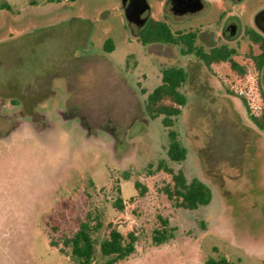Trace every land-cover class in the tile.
Here are the masks:
<instances>
[{"label":"rangeland","instance_id":"obj_1","mask_svg":"<svg viewBox=\"0 0 264 264\" xmlns=\"http://www.w3.org/2000/svg\"><path fill=\"white\" fill-rule=\"evenodd\" d=\"M55 1L19 0L17 11L0 0V264H81L64 238L88 219L98 227L91 264H108L100 245L111 228L138 236L136 250L113 264H207L221 256L264 264V129L251 118L264 107V67L255 66L260 48L244 32L264 0H204L191 17L173 13L167 0H147L150 16L174 30L197 29L206 50L236 49L244 74L229 61L208 66L180 44H143L123 0ZM227 10L242 19L230 40L216 33ZM168 66L188 72V103L171 127L188 149L182 162L167 155L163 115L146 109ZM161 159L209 185L210 203L187 209L170 199L172 174L157 170ZM119 196L124 209L115 205ZM161 218L176 230L157 245Z\"/></svg>","mask_w":264,"mask_h":264},{"label":"trees","instance_id":"obj_2","mask_svg":"<svg viewBox=\"0 0 264 264\" xmlns=\"http://www.w3.org/2000/svg\"><path fill=\"white\" fill-rule=\"evenodd\" d=\"M3 7L10 9L8 4ZM250 37L260 46V53L253 55V59L257 69L262 70L264 67V36L258 32H252ZM196 38V31L174 30L167 21L156 19L152 16H149L140 25L138 33V39L143 44H180L182 45L183 53L196 54L208 66L213 62L229 61L231 67L238 73L244 74L246 72V68L233 59L236 49L222 46L215 47L210 52H207L202 47L197 46ZM104 47L106 50H113L115 47L113 39L108 38L104 43ZM161 73V83L148 94L146 109L153 118L163 115L162 123L164 126L171 128L174 126L176 118L182 113V108L188 103V97L182 90L188 80V72L182 66H168L162 68ZM262 98L264 101V91L262 92ZM244 102L249 109L245 98ZM251 118L260 129H264V107L260 115L251 113ZM168 134L170 142L167 148V155L172 161L182 162L187 157L188 149L180 140L176 129L171 128ZM149 165L151 167L154 166L153 163ZM156 168L172 174L173 184L166 185L164 191L170 199H176L179 206L195 209L210 203L212 190L200 178L193 177L189 180L183 171L175 172L164 159L159 160ZM125 178H129L128 174L125 175ZM135 184L137 188L142 187L140 181H136ZM115 205L118 209H124L123 197H117ZM161 221L163 226L154 229L153 234V241L157 245L165 243L175 236L176 228L169 226V220L161 218ZM96 228H98L97 225H92L90 219H88L80 223L78 230L72 236L64 238V246L71 247V255L79 260L81 264H91L94 259L96 243L93 232ZM137 240L138 236L134 231H130L125 235L117 228H111L109 235L102 241L100 250L103 255L110 256L108 264H113L131 255L136 250ZM50 245L59 247V242L51 239ZM60 249L63 253L67 252L64 247H60ZM207 264H231V261L225 256L220 258L210 257L207 260Z\"/></svg>","mask_w":264,"mask_h":264},{"label":"flooded vegetation","instance_id":"obj_3","mask_svg":"<svg viewBox=\"0 0 264 264\" xmlns=\"http://www.w3.org/2000/svg\"><path fill=\"white\" fill-rule=\"evenodd\" d=\"M168 2H170V0H167ZM204 2V6L197 10V11H190V10H187L185 11L184 13L182 14H178L180 17H191L193 15H196L202 11L205 10V8L207 7L206 6V2L204 0H202ZM233 1H240V0H233ZM172 7V5H171ZM260 12H263L264 14V6H262V8L256 13L255 15V27H250V26H246L245 29H244V32L246 33V35L252 40V42L257 45L259 48V44L257 42H255L251 37H250V34L253 32H258L260 33L261 35L264 36V29L260 28V26L258 25L257 23V16ZM221 19V21H220ZM263 20H264V15H263ZM136 23L137 25H142L141 23L139 22H134ZM217 23L218 25H220V30L216 31V33L218 34L219 37H222L226 40H230L232 38H234L240 31V27H241V23H242V19L240 16L238 15H233L231 14V11L227 10L226 11H221L219 16H218V20H217ZM184 30V29H183ZM189 30H194L197 32V38H196V42H197V39L199 38V31L197 29H188V30H185V31H189ZM182 46V45H181ZM199 47H202L205 51L207 52H210L213 48L215 47H222V46H227L228 48L232 49L233 47H230L226 44H221V45H216V46H212L210 47L208 50H206L203 46L201 45H197ZM261 51V49H260ZM182 52H183V48H182ZM260 53V52H259ZM258 53V54H259ZM185 54V53H183ZM186 54H190V53H186ZM194 54V53H193ZM196 55V54H195ZM253 55H256V54H253ZM253 55H252V58H253ZM201 59V58H200ZM202 60V59H201ZM254 61V59H253ZM214 63V62H213ZM255 63V62H254ZM3 104H5V101H1ZM18 113V112H17ZM19 114V113H18Z\"/></svg>","mask_w":264,"mask_h":264},{"label":"water","instance_id":"obj_4","mask_svg":"<svg viewBox=\"0 0 264 264\" xmlns=\"http://www.w3.org/2000/svg\"><path fill=\"white\" fill-rule=\"evenodd\" d=\"M171 9L175 14H182L187 10L197 11L204 6L202 0H170ZM126 17L130 22L143 24L150 16L151 6L147 0H123ZM263 12L257 16V23L264 29Z\"/></svg>","mask_w":264,"mask_h":264},{"label":"crops","instance_id":"obj_5","mask_svg":"<svg viewBox=\"0 0 264 264\" xmlns=\"http://www.w3.org/2000/svg\"><path fill=\"white\" fill-rule=\"evenodd\" d=\"M17 1L19 0H6V2L3 5L8 4L10 6V9L14 8L17 11H21V7L17 6V4L19 3ZM37 3L38 4L43 3L46 6H50L51 4L56 3V1L55 0H29V4L31 6L37 5Z\"/></svg>","mask_w":264,"mask_h":264}]
</instances>
